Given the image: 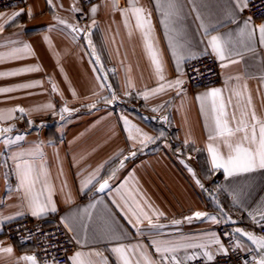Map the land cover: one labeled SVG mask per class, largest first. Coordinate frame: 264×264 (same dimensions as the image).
I'll use <instances>...</instances> for the list:
<instances>
[{
    "label": "crops",
    "instance_id": "0c3cea01",
    "mask_svg": "<svg viewBox=\"0 0 264 264\" xmlns=\"http://www.w3.org/2000/svg\"><path fill=\"white\" fill-rule=\"evenodd\" d=\"M118 2L119 8H114L112 0H101L89 7L83 6L79 0H53L55 7L50 9L46 0H29L27 9L12 23H9V18L19 10L0 11V24L5 25L3 32H0V55L5 56L3 62H0V73L27 67L40 69L18 76L0 77V89L16 88L20 84L36 81L42 84L29 89L17 88L12 92H0V113L16 107L26 110L23 117L14 113L15 119L0 121V127L15 126L13 134L8 135L13 138L15 135L25 137L0 152V264H28L20 258L26 255L37 256L32 247H20L17 243L5 239L3 234L7 224L23 218L43 220L48 225L56 222L61 224L62 217L75 213L83 215L84 209L93 203L96 207L90 209L93 216L90 225L96 226L100 238L95 241L89 239L87 244H76L77 250H98L108 257L109 264H115V257L107 249L117 241L101 235L105 221H114V227L127 233V237L119 241L125 244L149 245L154 238L180 240L211 233H215L223 242L217 228L220 225H228L235 237L239 236L248 247H255L234 229L239 227L260 235L259 226L247 212L254 209L260 198L264 197V172L241 174L226 179L222 170L213 171L211 157L207 151L209 132L206 118L197 97L212 88H221L224 89L223 96L227 99L230 95L229 89L237 84L235 79L229 77L240 76L242 79L239 84H247L245 95L250 94L257 116L264 118V84L260 81V77L264 76V48L257 44L254 57L252 53L244 50L243 58L234 57L239 61L236 64L224 61L227 67L219 66L222 82L218 86L192 88L187 83L185 70L182 77L185 83L180 89H166L164 92L149 95L145 100L143 92L179 77L175 58L169 47L170 37L165 34V29L160 23L162 17L156 10L155 0H139L141 5L152 12L155 46L164 68L165 80L161 82L157 79L154 66L144 48L141 33L134 27V21L125 27L124 17L119 9L128 6L127 0ZM229 2L230 0H195L205 22L216 26L220 34H226L236 28L235 24L228 22L229 18L224 13V7ZM182 3L183 39L191 43L193 51L199 52L203 49V44H199V47L197 44L206 39L201 35L203 30L198 28L200 20L196 19L197 12L192 10L191 0H182ZM94 6L98 11L93 16L90 10ZM73 7L79 11L73 12ZM29 8L31 17L27 13ZM246 12L247 9L240 13V17H248ZM55 17L92 32L93 45L100 56L99 64L95 63V57L90 55L91 48L83 38L84 32L72 33L70 28L60 25ZM93 19L96 25L90 27ZM261 22H264V19L255 21L256 24ZM45 36L48 37L47 41ZM73 36L76 38L73 39ZM24 43L31 46L32 54H25V58L21 60L7 57L6 54L12 48L22 47ZM203 56L205 55L199 58ZM190 61L183 63L184 69ZM219 64L221 65L220 61ZM97 77L103 79L97 80ZM129 81L132 87H129ZM100 83L110 87L101 89ZM52 84L56 85V92H52ZM94 92H98L100 96L93 95ZM126 92L130 94L125 95ZM112 93H115L116 100L105 103L102 97L108 96L110 99ZM93 102L96 103L94 109L87 107ZM232 102L233 105L236 104L235 97ZM48 103L53 105L51 109L43 107ZM65 106L80 112L64 113V117H72L60 119V110ZM153 108L158 111H152ZM228 111L232 113L231 105ZM124 118L144 133L155 137V142L143 147L136 144L133 148L132 141L128 139V126L124 124ZM51 119L61 121L52 126H42L38 123ZM153 119L171 131V137L180 147L201 151L205 166L201 176L206 180L202 183L203 189L197 185V177L194 178L188 171L190 166L182 155L173 151L168 142H164L162 147L156 144L159 133L152 122ZM28 121L32 123L29 124ZM32 124H36V128L33 126L34 130H29ZM21 127L27 130L18 131ZM186 139L189 140L188 145L184 144ZM155 144L159 147L158 151L152 154L144 152L147 148L155 147ZM37 145L41 146L43 152L49 181L54 187L53 200L57 208L56 212L46 213L39 218L33 217L21 206V200L15 191L18 181L9 158L15 151L33 149ZM130 151H135L136 155L129 156ZM221 151H227L222 144ZM125 156L129 158L125 160L124 167L120 168V161L124 160ZM101 165L103 167L97 177L100 182L108 179L114 169L117 170L115 178L109 180V189L98 192L99 184L94 181L95 187L89 185L91 191L81 190V181ZM125 180L128 181L125 191L131 190L135 193L138 190L137 199L149 215H152V211L144 201L156 212L163 213L158 219L153 215V221L163 225L162 228L151 229L145 221L141 225L143 234L137 235L136 230L127 223L122 207L117 206L123 205L117 189ZM206 188H210L212 197ZM232 189H243L245 194L250 193L242 197L247 201V210L233 205L229 195ZM69 194L71 202L66 203ZM217 201L224 208L226 216H230L235 223L219 217ZM197 211L217 215L221 222L213 223L207 217L197 219L194 217ZM21 212L23 215L19 214ZM190 216L193 219L189 223L186 217ZM256 219L259 220L258 215ZM173 220H179L181 223L173 224ZM68 233L72 238L73 233ZM8 247L12 248L11 254L2 251ZM149 251L154 253V248ZM38 262L43 264L40 260Z\"/></svg>",
    "mask_w": 264,
    "mask_h": 264
},
{
    "label": "snow or ice",
    "instance_id": "6c2138e0",
    "mask_svg": "<svg viewBox=\"0 0 264 264\" xmlns=\"http://www.w3.org/2000/svg\"><path fill=\"white\" fill-rule=\"evenodd\" d=\"M50 9L54 8L53 0H46ZM128 6L122 9L121 15L124 17L125 27L134 21L135 29L141 33L144 48L149 56L151 64L154 66L155 73L158 81L163 82L164 68L163 62L160 58V53L155 46L153 36L152 25V12L146 9L140 4L139 0H127ZM193 3V11L197 12L196 19L200 20L198 25L199 29H202V39L198 44H203V49L199 52L193 51V47L190 42L183 39L182 28V16L184 5L182 0H155L156 10L161 14L160 23L165 29V34L170 37L169 47L171 48V54L175 58L177 72L179 77L165 83H160L158 87L145 91L142 96L145 100L149 95L164 92L166 89L176 88L180 89L185 83L182 77L185 75V69L182 66L187 60L196 61L201 55H213L221 62V67H227L224 61L228 60L232 64H236L239 61L234 57L243 58L244 50L253 54L256 53V45L258 44L264 48V22L256 24L251 16L246 18L240 17V13H243L253 0H230L224 7V13L228 16V22L235 24L236 28L226 34H220L218 28L210 22H205L202 14L199 12V6L195 4V0H191ZM113 7L119 8L118 0H112ZM24 9L12 14L9 18V23L15 22L16 18L24 13ZM73 12L79 11V9L73 7ZM91 13L94 16L98 11L97 7L91 8ZM29 17H31V9L27 10ZM2 15V14H0ZM238 17H240L238 19ZM60 25H64L70 28L72 33L84 32V39L87 40L88 47L91 48L90 55L95 57V63H100V56L97 55V50L93 45L92 32L80 29L78 25L68 24L67 21L55 17ZM96 21L92 20L90 27H95ZM5 25L0 24V32H3ZM215 32L216 34H212ZM76 37L73 36V39ZM44 39L47 41L48 37ZM210 49V52H209ZM25 54H32L31 46L24 43L22 47L12 48L6 55L9 58L21 60L25 58ZM5 59L4 55H0V62ZM39 67H27L20 68L11 72L0 73V77L3 76H18L22 73L39 71ZM95 71V69H94ZM191 71L199 74L200 69L193 67ZM103 79L97 77V80ZM229 79H235L237 84L235 87L229 89L230 95L226 99L223 96L224 89L212 88L209 91L201 94L197 99L201 102V111L205 114L206 127L209 135L207 144V151L211 157V167L213 171H223L225 178L236 177L241 174H251L258 171L264 172V118L257 116L250 94L247 96V84L241 86L239 81L242 79L240 76L229 77ZM260 81L264 84V76L260 77ZM42 86L41 82H31L18 85L16 88H3L0 92H12L19 89H29ZM101 89L107 86L103 83L99 84ZM129 87H132L131 81H129ZM52 92L57 91L55 84H52ZM130 93H125L129 95ZM75 95V92H73ZM93 95L99 97L98 92H94ZM235 97L236 104L233 105L232 98ZM105 103H112L116 100L115 93H112L111 98L108 96L102 97ZM231 105L233 111L230 114L228 107ZM45 109H51L53 105L48 103L43 106ZM87 107L94 109L96 103L87 105ZM163 107V105L161 106ZM71 110L67 106L63 107L61 112V119L64 118V113H71ZM152 111H158L157 108H153ZM237 112L239 115L237 116ZM14 113H19L21 117L26 113L23 107H16L7 109L5 112L0 113V121H8L15 119ZM166 119V118H165ZM31 124V121H28ZM124 124L127 125L128 139L132 141L133 148L136 144H140L142 147L148 143L155 142V137L149 136L135 125L130 124L127 118H124ZM15 131L14 125L7 127H0V152H3L5 148L16 144L18 141L25 139L23 135H15L14 138L9 133ZM163 136V133L160 134ZM189 140L184 141L185 145H188ZM221 144L226 148V152L221 151ZM199 151V149H196ZM121 154H123L121 152ZM135 151H130L129 156H135ZM125 156L124 160L120 161L119 167H124V162L129 158ZM12 161V167L14 168L17 178L16 194L21 200V206L24 207L33 217H41L49 212H56V204L53 200L54 187L49 181V173L44 164L43 152L41 146L37 145L33 149L18 150L11 154L9 157ZM103 165L95 169L87 177L81 181V190L88 189L89 185L95 187L94 181L99 184L98 192H104L109 189V180L114 179L116 176V169H114L108 179H97L99 172ZM188 171L192 173L195 178V172L191 168ZM102 179V178H101ZM197 185L201 189L204 185L199 179H196ZM128 181L125 180L123 184L117 189V193L120 195V200L123 201V205L117 204L118 207H122L124 211L127 223L136 230L137 235H142L141 225L146 221L149 228L159 229L163 225L155 223L153 221V215L157 219L163 215V213L156 212L147 201L143 203L152 211V215H149L148 211L142 206L141 201L137 199L138 190L125 191ZM228 191V189H225ZM232 197L234 206L243 207L247 210V201L242 197L245 194L243 189H232L229 192ZM143 197L141 196V200ZM131 201V202H130ZM66 203L71 202L70 194L66 198ZM116 201H114L115 203ZM100 203V201H97ZM253 203H256L253 201ZM218 204L219 217L233 222L230 216H226L225 210ZM96 204H90L88 208L84 209V214L75 213L69 217H62L61 224L68 232L73 233L72 239L75 240L77 245L87 244L89 239L97 240L100 237L97 235V228L95 225H90L93 221L92 212L90 209H94ZM23 215V212L19 213ZM253 221L259 226L260 231L264 232V197L260 198V202L251 211L247 212ZM257 215L259 220H257ZM194 217L204 218L207 217L213 223H220L221 220L217 215H209L205 212L197 211L194 213ZM11 219V218H10ZM193 217H186V220L190 223ZM173 224H180L181 221L173 220ZM115 222L108 223L105 221V228L102 230L101 235L107 236L111 240L117 241V243L110 249H107L110 254L115 257V264H191L192 261L203 260L204 264H219L217 257L226 258L230 253H234L237 250L244 251L251 254V260L244 259L243 264H264V235H256L253 232L236 227L234 231L241 236L246 237L248 241L254 245V248L248 247L240 240V237H236L235 241L230 245H225L221 241V238L215 233L205 234L200 237L184 238L180 240L173 239H152L149 245L144 244H125L119 242L127 237V233L120 230L118 227H114ZM81 233L83 236L81 237ZM214 246V247H213ZM154 248V253H150V249ZM191 250V251H190ZM5 253H12V248H4L2 250ZM28 264H39L37 256L26 255L20 258ZM70 264H109L108 257H105L102 252L98 250H92L84 252L76 250L73 255L68 257ZM47 264V262H45Z\"/></svg>",
    "mask_w": 264,
    "mask_h": 264
},
{
    "label": "built area",
    "instance_id": "2783aa9c",
    "mask_svg": "<svg viewBox=\"0 0 264 264\" xmlns=\"http://www.w3.org/2000/svg\"><path fill=\"white\" fill-rule=\"evenodd\" d=\"M83 6L97 3L101 0H79ZM29 0H0L1 10L27 9ZM254 21L264 19V0H253L246 12ZM219 61L211 55H205L196 61L186 64L187 83L192 88H208L221 84L222 78L219 71ZM197 67V74L191 69ZM225 245L235 241V234L230 226L220 225L217 228ZM260 235L264 232L258 229ZM4 237L9 242H15L20 247H32L41 263L45 264H68V257L78 249L69 233L63 225L56 222L46 224L43 220H31L23 218L5 226ZM219 264H243L244 259L251 260V254L237 250L228 257H217ZM191 264H204L203 260L192 261ZM215 264V262H213Z\"/></svg>",
    "mask_w": 264,
    "mask_h": 264
},
{
    "label": "rangeland",
    "instance_id": "374dc122",
    "mask_svg": "<svg viewBox=\"0 0 264 264\" xmlns=\"http://www.w3.org/2000/svg\"><path fill=\"white\" fill-rule=\"evenodd\" d=\"M120 107L121 108H126V107H123V106H120ZM75 112L79 113L80 110L73 111V113H75ZM68 117L71 118L72 116H67V117H64V118L68 119ZM60 119H51V120H48V121H42V122H38V123H41L42 126H52V125H54V123L56 124L57 122H59ZM152 122L155 123V129L157 128L156 130H158V133H159L158 134L159 136H157L159 138L157 139V143L156 144L159 147H162L164 142L165 143L168 142L169 143V147L171 149H173V151H175L176 153L182 155V158L185 160V162H188V165L190 166V168L193 170V172H195V176L197 177V179H199L200 182L204 184L206 182V180L201 176V173L203 171V167H205V166H204V161H203L204 160L203 159V154L201 153V151H196V150L192 151V150H188V149H185L183 147H180V145L178 143H176L175 140L171 137L172 133H171V131L168 128H164L162 123H160L159 121H157L155 119H153ZM36 124H35V126H36ZM33 126H34V124H32V128L29 127L30 128L29 130H34L35 126L34 127ZM37 127L39 128L40 125L37 126ZM17 130L18 131L20 130V131L24 132L27 129L21 127V128H18ZM161 133H163V136L160 135ZM9 134H13V133H9ZM207 191L209 192L210 197H212V192L210 191V188H208Z\"/></svg>",
    "mask_w": 264,
    "mask_h": 264
},
{
    "label": "trees",
    "instance_id": "16d2710c",
    "mask_svg": "<svg viewBox=\"0 0 264 264\" xmlns=\"http://www.w3.org/2000/svg\"><path fill=\"white\" fill-rule=\"evenodd\" d=\"M154 146V145H153ZM152 148V149H150ZM150 148H147L146 151H144L146 154H152V152H156L158 151L157 149H159V147H157V145H155V147H150ZM151 150V151H150Z\"/></svg>",
    "mask_w": 264,
    "mask_h": 264
}]
</instances>
